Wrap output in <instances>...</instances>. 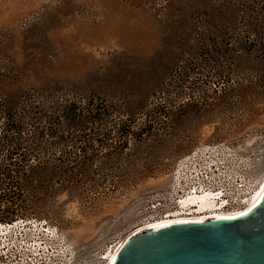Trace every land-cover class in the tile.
I'll return each mask as SVG.
<instances>
[{"label": "rangeland", "instance_id": "rangeland-1", "mask_svg": "<svg viewBox=\"0 0 264 264\" xmlns=\"http://www.w3.org/2000/svg\"><path fill=\"white\" fill-rule=\"evenodd\" d=\"M51 80L61 88L49 90ZM35 89L110 111L86 132L110 139L51 148L94 155L86 176L95 181L78 178L37 216L63 234L76 263L105 264L139 227L176 213L187 188L179 166L193 150L198 170L222 157L207 149H225L264 177V0H0V93ZM155 104L171 111L157 118L160 143L113 128L135 116L136 132Z\"/></svg>", "mask_w": 264, "mask_h": 264}, {"label": "trees", "instance_id": "trees-1", "mask_svg": "<svg viewBox=\"0 0 264 264\" xmlns=\"http://www.w3.org/2000/svg\"><path fill=\"white\" fill-rule=\"evenodd\" d=\"M49 86V90L61 88L60 83L54 81ZM43 90L35 89L31 94L15 96L13 100L0 93L1 222L18 218L41 219L37 216L45 215L49 201L62 191L75 189L78 178L83 182L95 181L86 176L92 170L87 166L96 162L94 155L71 151L56 155L51 152L53 146L65 142L88 147L91 141L110 139L111 131L97 132L98 128H94L93 135L86 133L89 123L103 124L105 119L108 120L110 111L104 106H91L88 102L82 107V97L40 94L39 91ZM170 113L166 106L155 104L147 113L144 127L136 132L132 129L137 122L135 116L116 121L112 126L125 139L133 135L137 141H147L149 146H153L162 140L158 136L164 123L157 120L158 116H169ZM159 123L161 129L156 127ZM67 130L70 133L63 135ZM114 156L123 159L122 153ZM123 163L130 162L126 158Z\"/></svg>", "mask_w": 264, "mask_h": 264}, {"label": "water", "instance_id": "water-1", "mask_svg": "<svg viewBox=\"0 0 264 264\" xmlns=\"http://www.w3.org/2000/svg\"><path fill=\"white\" fill-rule=\"evenodd\" d=\"M112 264H264V193L232 219L174 221L136 231Z\"/></svg>", "mask_w": 264, "mask_h": 264}, {"label": "built area", "instance_id": "built-area-1", "mask_svg": "<svg viewBox=\"0 0 264 264\" xmlns=\"http://www.w3.org/2000/svg\"><path fill=\"white\" fill-rule=\"evenodd\" d=\"M199 151L195 149L183 158L179 166V172L182 171L183 175L177 178V184L182 185L185 182L187 188H181L179 191L184 194L195 191L212 192L216 196L220 194V197L216 198L219 210L225 213L241 211L254 188L260 185L264 177L256 180L253 176L247 175L246 169H240L235 165L236 160L242 158L225 149H207L206 153L211 151L222 157L207 160L198 170ZM240 163H244L243 160ZM185 170L192 171L195 175L184 176ZM180 199L179 197L177 201ZM0 264L79 263L75 262L72 251L57 227L49 225L44 219L18 218L0 221Z\"/></svg>", "mask_w": 264, "mask_h": 264}, {"label": "bare ground", "instance_id": "bare-ground-1", "mask_svg": "<svg viewBox=\"0 0 264 264\" xmlns=\"http://www.w3.org/2000/svg\"><path fill=\"white\" fill-rule=\"evenodd\" d=\"M263 180L261 181L258 187L254 188L255 190L252 192L250 199L248 200L247 204L242 208L241 211L235 213H225L219 210L220 207H217L216 198L220 197V194L216 196L212 192H203V191L201 193H198L197 191L188 192L181 197L180 201H178L179 208L176 210V213L168 214L166 217H162L161 219L151 221L146 225L141 226V228L139 227V229L135 230L133 233L143 229L158 227L174 221L207 220L217 217L241 216L247 213L250 209H252L261 199L264 193ZM195 209L197 210L196 212L194 211ZM187 215H192V217ZM122 243L119 246H116L108 253L105 264L113 263L114 258L119 248L121 247Z\"/></svg>", "mask_w": 264, "mask_h": 264}, {"label": "snow or ice", "instance_id": "snow-or-ice-1", "mask_svg": "<svg viewBox=\"0 0 264 264\" xmlns=\"http://www.w3.org/2000/svg\"><path fill=\"white\" fill-rule=\"evenodd\" d=\"M229 219H232V217H229Z\"/></svg>", "mask_w": 264, "mask_h": 264}, {"label": "flooded vegetation", "instance_id": "flooded-vegetation-1", "mask_svg": "<svg viewBox=\"0 0 264 264\" xmlns=\"http://www.w3.org/2000/svg\"><path fill=\"white\" fill-rule=\"evenodd\" d=\"M196 212V211H195Z\"/></svg>", "mask_w": 264, "mask_h": 264}]
</instances>
